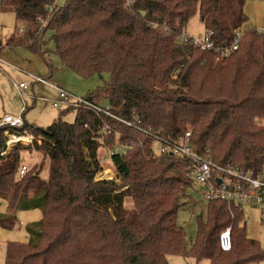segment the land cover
Listing matches in <instances>:
<instances>
[{
    "label": "trees",
    "instance_id": "obj_1",
    "mask_svg": "<svg viewBox=\"0 0 264 264\" xmlns=\"http://www.w3.org/2000/svg\"><path fill=\"white\" fill-rule=\"evenodd\" d=\"M129 1L1 0V10L14 11L24 28L7 45L42 52L51 29L65 66L83 77L109 75L87 98L123 103L119 115L139 117L171 141L190 131L192 143L209 149L218 163L264 172V30L243 28L246 0ZM197 13L217 47L243 30L238 49L219 58L213 49L182 43ZM106 124L120 140L135 143L108 163L120 182L96 178L103 169L98 151L117 142L115 133L101 138ZM23 128L35 136L33 148L49 158V175L43 178L40 168L20 177V149L30 147L8 151L7 127L0 128V199L8 206L0 210V227H19V211L42 212L26 226L27 242L6 243L5 264H169L172 255L210 264L264 259L260 242L247 233L245 213L225 201L209 202L207 222L200 220L196 242L187 243L178 211L193 188L190 164L176 154L156 155L152 138L141 131L86 109H77L73 123L60 116L47 127ZM127 197L132 208L125 206ZM228 226L232 249L224 251L220 234Z\"/></svg>",
    "mask_w": 264,
    "mask_h": 264
},
{
    "label": "rangeland",
    "instance_id": "obj_2",
    "mask_svg": "<svg viewBox=\"0 0 264 264\" xmlns=\"http://www.w3.org/2000/svg\"><path fill=\"white\" fill-rule=\"evenodd\" d=\"M20 27L21 24L17 21L14 11L1 10L0 7V41L3 42L0 56L5 61V64L0 65V117L5 113L12 115L21 114L23 103L21 95L12 85V80H14L25 81L30 86L29 91L24 96L28 104V109L24 114L26 123L37 127H47L60 116L62 120L73 123L76 119L77 109L71 108V110H67L65 108H56L52 106L51 103H47V105L43 106L40 101L35 104L34 101L31 100L30 95L55 99L58 97V92L47 84L35 83L29 74L49 78L51 82L56 83L68 92L80 97H86L88 93L96 92L102 88L106 82L109 81V75L106 74L104 78L99 75L83 77L71 68L65 66L56 53L53 31L51 29H48L43 36L44 42L42 44V52H34L26 46H8L7 39L17 34ZM185 31L195 38L205 35V23L198 13L190 19ZM33 83L35 84L32 88L31 85ZM103 106H107V104ZM22 145L30 148L20 149V165L24 163L28 165L32 171H37L41 168V176L47 179L50 165L49 158H45L44 154L35 150L32 145ZM156 146L159 145L156 144ZM98 153L101 157L105 152L103 149H100ZM105 165L107 166V164ZM108 166L109 169L99 173L97 179L114 178V171L112 170L114 167ZM115 173L117 174L116 170ZM117 181L120 182L119 179H117ZM188 192L189 202L186 200L183 201L185 204L182 205L178 211V223L187 236V243L191 245L197 240L200 220L203 222H207L208 220L209 202L201 199L197 192V186L195 185H193V188H190ZM125 206L127 208H132V197L126 198ZM199 215H202V217L200 218ZM249 215L250 218H246L247 233L250 237L258 240L264 249V223H259L257 211H251ZM28 224L29 223L25 225V228L22 226L21 229L17 228L15 231L21 230L20 233H26V226ZM26 235L29 240L28 232ZM5 256L6 241L0 239V264H5ZM169 264H210V261L208 259L196 261L193 258L172 255L169 256ZM258 264H264V259Z\"/></svg>",
    "mask_w": 264,
    "mask_h": 264
},
{
    "label": "built area",
    "instance_id": "obj_3",
    "mask_svg": "<svg viewBox=\"0 0 264 264\" xmlns=\"http://www.w3.org/2000/svg\"><path fill=\"white\" fill-rule=\"evenodd\" d=\"M129 3L133 4L134 0H130ZM47 7L50 11L54 8V6ZM38 19L43 21L41 17ZM18 33L23 34L24 28L20 27ZM211 35V31H206L204 36L195 38L184 31L179 39L182 43L186 42V40H190V43L194 47H198L202 50L213 49L217 52L218 57L222 58L238 49L240 40L243 36V30H237L231 44L224 47H217L212 40ZM2 45L3 42L0 41V51ZM2 64H5V61L0 56V65ZM29 76L35 83L47 84L58 92V97L55 99L30 95L31 100L34 101L35 104L40 101L43 106L47 105V103H51L52 106L56 108L90 110L98 116L103 115L110 117L124 125L141 131L144 135L152 138L156 155L176 154L189 162V175L193 180V185L197 186V192L203 201H225L230 210L234 208L241 210L244 213L250 208L261 209L262 220L264 222V172L255 175L253 172L247 171L238 165L229 163L224 164L214 161L210 156L209 149L201 150L196 144L192 143L190 131L185 132V135L178 142L166 139L161 135L160 131H153L151 128H145L139 117L129 119L119 115L118 113L122 110L123 103L117 105L110 104L107 106L99 105L87 97H80L68 92L56 83L51 82L49 78L40 77L34 74H29ZM35 83H33L31 87H33ZM12 85L21 95L23 107L20 115L5 113L0 117V128L7 127V130H5L4 133L7 137L6 144L8 151L14 145L21 143L30 146L33 145L35 141V136L27 129L23 128L26 123L24 114L28 109V104L24 96L29 91L30 86L25 81L14 80H12ZM9 129H12L13 132ZM112 133L117 135V142L111 149L105 151L104 155L101 156L100 164L103 169L99 173L109 169L108 163L113 155L125 154L135 146L134 142L120 140L121 133L114 130L110 124L105 125L101 138H105ZM38 142L40 144L42 143L40 138L38 139ZM156 144L159 146H156ZM6 152L7 151H4L3 154ZM105 164H107V166ZM29 169L28 165L23 163L19 169L18 175L22 177ZM112 170L114 171V178L105 179H117V174L115 173L114 168ZM96 178L98 177L96 176ZM220 246L224 251H230L232 249V230L230 226L221 232Z\"/></svg>",
    "mask_w": 264,
    "mask_h": 264
},
{
    "label": "crops",
    "instance_id": "obj_4",
    "mask_svg": "<svg viewBox=\"0 0 264 264\" xmlns=\"http://www.w3.org/2000/svg\"><path fill=\"white\" fill-rule=\"evenodd\" d=\"M244 10H245L246 15L248 16V21L244 24L243 28L244 29L256 28L258 30H264V1L246 0ZM7 207H8L7 203L6 202L3 203V201H1L0 199V210L2 212H6ZM251 211H257L258 212L257 219L259 223L260 224L264 223L262 220L261 209L250 208L245 212L246 213V216H245L246 226H247L246 218L248 219L250 218L249 213ZM17 215H18V219L20 222V226L17 227L18 229H21L22 226H24L25 228V225L27 223L35 222L42 218V212L39 209L29 210V211H19ZM17 228H15L14 230H6L0 227V239H4L6 243L8 241L27 242L28 241V236L26 235L27 232L20 233L21 230L15 231Z\"/></svg>",
    "mask_w": 264,
    "mask_h": 264
},
{
    "label": "water",
    "instance_id": "obj_5",
    "mask_svg": "<svg viewBox=\"0 0 264 264\" xmlns=\"http://www.w3.org/2000/svg\"><path fill=\"white\" fill-rule=\"evenodd\" d=\"M100 77H103V75H101V74H98Z\"/></svg>",
    "mask_w": 264,
    "mask_h": 264
},
{
    "label": "bare ground",
    "instance_id": "obj_6",
    "mask_svg": "<svg viewBox=\"0 0 264 264\" xmlns=\"http://www.w3.org/2000/svg\"><path fill=\"white\" fill-rule=\"evenodd\" d=\"M23 139H24V138H23ZM105 174H106V173H105ZM111 176H112V175H111ZM111 176H110V177H111Z\"/></svg>",
    "mask_w": 264,
    "mask_h": 264
}]
</instances>
